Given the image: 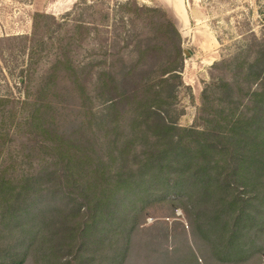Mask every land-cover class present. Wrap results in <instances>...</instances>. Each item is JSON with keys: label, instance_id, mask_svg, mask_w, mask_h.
<instances>
[{"label": "trees", "instance_id": "trees-1", "mask_svg": "<svg viewBox=\"0 0 264 264\" xmlns=\"http://www.w3.org/2000/svg\"><path fill=\"white\" fill-rule=\"evenodd\" d=\"M145 10L152 37L126 44L135 42L139 61L106 69L71 55L86 25L47 46L43 30L63 31L65 21L35 15L22 38L31 66L48 49L56 58L24 101L0 98L11 106L0 119L11 126L0 127V158L12 147V160L30 164L15 177L0 169V264H127L135 226L165 200L188 215L197 245L215 260L264 264V38L216 64L231 67V79L205 89V128H183L182 37L162 11ZM162 55L170 62L158 66ZM160 247L149 264H201L189 244Z\"/></svg>", "mask_w": 264, "mask_h": 264}, {"label": "rangeland", "instance_id": "rangeland-1", "mask_svg": "<svg viewBox=\"0 0 264 264\" xmlns=\"http://www.w3.org/2000/svg\"><path fill=\"white\" fill-rule=\"evenodd\" d=\"M126 5H129L127 10L123 8ZM147 8L162 11L182 37L184 61L180 74L183 84L177 90L176 106L183 114L178 123L183 128L203 130L205 89L216 79H231V67L221 68L216 64L225 60L229 64L255 38L263 40L264 0H0V98L24 101L28 86L33 91L56 58L48 49L31 66L28 41L22 38L33 33L35 15L54 16L60 23L65 21L63 31L53 27L50 34H45L43 30L41 39L47 46L57 44L60 34L62 36L66 29H73L76 23L86 25L81 33L78 31L71 55L76 65L93 63L106 69L114 64L130 67L139 61L138 53L132 54L135 42L129 43V48L126 44L130 36L138 37L136 43L152 37L154 18L145 10ZM157 59L158 66L170 62L164 55ZM146 62L154 63L155 57L148 56ZM88 71V77H91L94 70L89 68ZM10 108V105L0 106V119ZM62 114L68 120L74 116L72 109ZM0 127L7 129L11 126L7 120L1 122ZM12 150V147L6 149L0 158V161L3 159L0 169L5 168L6 177H15L30 166L28 161L18 163L12 160L16 157ZM174 207L165 200L146 210L139 220L142 229L137 232L135 226L133 231L127 264H149L155 260V251L160 254V246L181 249L182 252L186 250V244L193 248L201 264H230L215 260L202 243L197 245L188 215L181 208ZM148 243L154 245L149 247ZM147 247L148 250L142 252ZM256 261L242 264H255ZM33 263L32 257L26 262Z\"/></svg>", "mask_w": 264, "mask_h": 264}]
</instances>
